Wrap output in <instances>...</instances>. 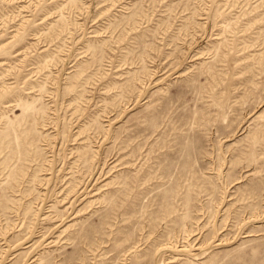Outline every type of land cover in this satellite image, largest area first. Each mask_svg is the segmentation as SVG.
Wrapping results in <instances>:
<instances>
[{
    "label": "rangeland",
    "instance_id": "rangeland-1",
    "mask_svg": "<svg viewBox=\"0 0 264 264\" xmlns=\"http://www.w3.org/2000/svg\"><path fill=\"white\" fill-rule=\"evenodd\" d=\"M0 264H264V0H0Z\"/></svg>",
    "mask_w": 264,
    "mask_h": 264
}]
</instances>
